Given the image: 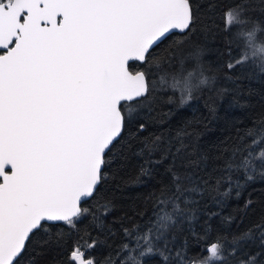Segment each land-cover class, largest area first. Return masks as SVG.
I'll list each match as a JSON object with an SVG mask.
<instances>
[{
  "label": "snow or ice",
  "instance_id": "1",
  "mask_svg": "<svg viewBox=\"0 0 264 264\" xmlns=\"http://www.w3.org/2000/svg\"><path fill=\"white\" fill-rule=\"evenodd\" d=\"M252 2L240 0L222 16L224 31L232 33L228 72L238 66L264 72V29L246 15ZM196 19L192 0H0V264H18L31 238L47 233L50 223L75 228L82 216L99 219L82 202L106 180L104 169L122 158L125 144L130 147L136 133L116 147L126 128L138 123L144 130L138 108L151 90L170 91L169 103L178 98L185 105L197 91L215 86L200 48L180 58L179 71H162L166 61L172 66L184 40L173 41L164 56L152 55L173 30L190 32ZM186 60L192 61L190 68ZM137 61L147 67L132 70L130 62ZM153 70L158 81L149 79ZM247 136L251 142L237 147L225 163L229 185L234 171L247 181L264 178V120ZM160 141L145 143L149 157ZM183 147L181 141L174 154L165 149L161 160L149 161L159 164L172 155L171 184L153 194L148 223L125 228L124 242L104 264H149L157 256L161 264H262L264 253L243 249L257 234L264 248V221L230 242L217 238L203 259L189 261L181 251L173 255L170 233L190 218L193 197L202 192L192 175L175 166ZM140 174L151 173L142 166ZM109 210L108 201L97 208ZM97 243L85 248L78 241L70 264H98L88 254Z\"/></svg>",
  "mask_w": 264,
  "mask_h": 264
},
{
  "label": "trees",
  "instance_id": "2",
  "mask_svg": "<svg viewBox=\"0 0 264 264\" xmlns=\"http://www.w3.org/2000/svg\"><path fill=\"white\" fill-rule=\"evenodd\" d=\"M192 3L197 15L192 30L168 35L152 49V55L164 56L165 49L173 41L184 40L172 66L166 61L162 71H179L180 58L200 48L204 67L209 75L216 77L215 86L197 91L185 105H180L178 98L169 103L168 98L173 95L170 91L151 90L138 108V122L145 124L144 130L139 131L138 123L126 128L116 147L119 149L121 143L128 141L130 133H136L130 140V147L125 144L122 158L104 169L106 180L98 185L94 196L81 205L90 208L99 219H94L93 214L82 216L75 228L63 223L49 224L47 233L41 230L31 238L18 264H70L68 257L73 246L79 241L86 248L92 240L98 243L88 254L98 264H104L109 256L114 258L115 251L125 240L124 229L147 224L153 216V194L171 184L172 155L159 164L149 161L161 160L165 149L170 148L174 154L181 147V141L184 147L176 156L175 166L181 174L192 175L194 184L199 182L202 192L193 197L190 218L182 219L170 233L173 255L181 251L189 261L203 259L207 246L217 238L230 242L234 236L264 221V178L256 176L247 181L243 172L234 171L229 185L224 171L235 149L251 142L248 131L258 129L264 120V72L251 66H238L228 72L224 67L232 33L224 31L222 16L240 0H192ZM262 9L264 5L253 0L246 15L259 21L264 29ZM233 50L234 54H239L235 42ZM130 64L134 71L147 67L138 62ZM191 66L192 61L186 60L185 67ZM149 79L159 80L155 70ZM156 137L161 138L160 145L149 157L145 143L151 145ZM142 150L144 154H138ZM235 159H240L239 153ZM142 166L149 168L151 174L141 175ZM105 201L110 202V210L106 214L97 212L98 206ZM243 252L264 253L258 234ZM260 260L264 264V255ZM149 264H161L160 258L151 259Z\"/></svg>",
  "mask_w": 264,
  "mask_h": 264
},
{
  "label": "water",
  "instance_id": "3",
  "mask_svg": "<svg viewBox=\"0 0 264 264\" xmlns=\"http://www.w3.org/2000/svg\"><path fill=\"white\" fill-rule=\"evenodd\" d=\"M173 33H177V34H183V33H180L178 30H173L170 34H173ZM169 34V35H170ZM138 62V61H137ZM131 63V62H130ZM138 63H141V62H138ZM98 187V186H97ZM88 199H90V198H88ZM87 199V200H88ZM86 200V201H87ZM85 202V201H84ZM83 203V202H82ZM59 223H63V222H55V223H50V224H59Z\"/></svg>",
  "mask_w": 264,
  "mask_h": 264
}]
</instances>
